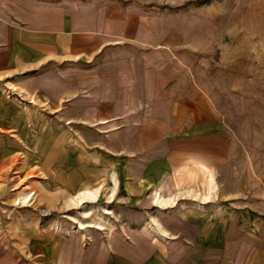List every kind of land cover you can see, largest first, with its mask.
Instances as JSON below:
<instances>
[{
	"label": "rangeland",
	"instance_id": "374dc122",
	"mask_svg": "<svg viewBox=\"0 0 264 264\" xmlns=\"http://www.w3.org/2000/svg\"><path fill=\"white\" fill-rule=\"evenodd\" d=\"M53 1L73 8L56 15L72 18L73 33L83 28L93 38L98 30L105 41H88V54L74 57L33 48L27 64L30 28L0 4V264H90L98 245L108 250L118 239L136 243L134 233L138 240L153 234L145 226L160 220L144 218L126 191L130 179L147 180L141 166L155 153L144 148L155 152L161 141L137 139L130 154L134 147L116 129L140 134L162 110L170 120L180 116L178 85H200L254 135L250 147L264 146V0ZM2 26L19 38L7 42ZM161 70L168 105L151 85ZM110 109L119 119L106 124L81 114L108 117ZM115 143L128 153L117 156ZM192 186L185 189L204 190ZM84 189H99L100 199L77 201ZM167 191L174 198L177 186Z\"/></svg>",
	"mask_w": 264,
	"mask_h": 264
},
{
	"label": "crops",
	"instance_id": "0c3cea01",
	"mask_svg": "<svg viewBox=\"0 0 264 264\" xmlns=\"http://www.w3.org/2000/svg\"><path fill=\"white\" fill-rule=\"evenodd\" d=\"M67 2L72 6L71 0ZM0 4H7L10 15L30 28L26 33L30 40L24 41L25 63L35 55L33 48L41 53L64 52L66 57L84 56L89 52L88 41L99 40L98 30L93 38H86L83 28L73 33L72 18L66 22L64 17H56L57 13L73 10L67 5L60 6L53 0H0ZM2 28L1 36L7 42L19 38L18 31L10 36V29ZM61 29L64 34H45ZM96 32L94 29L93 34ZM34 37L40 42L36 43ZM99 41H105L104 36ZM159 72L150 79L151 85L160 91L162 104L168 105V89L162 86L166 79L163 70ZM179 86L176 112L180 116L170 120L167 109L162 110L160 118H148L140 134L131 128L116 129L126 137L123 142L130 144V150L131 145L134 147L130 154L138 148L137 139L161 141L155 152L144 148L145 153H155L141 166L147 180L138 183L130 179L126 191L135 208H144V218L160 220L159 226L150 221L152 227L145 226V230L153 234L146 233L138 240L134 233L136 243L124 244L118 239L108 250L98 245L94 249L97 256L86 259L90 264H264V146L250 147L249 139L254 135H247L244 128L223 115L219 105L203 96L200 85ZM81 114L95 118L86 119L88 124H106L118 118L113 109L108 117ZM124 143H115L117 156L126 152ZM174 184L177 195L173 198L174 192L167 189ZM190 184L204 190L189 192L185 188ZM95 191V195L86 194L80 201L77 196V201L99 200L100 190ZM128 213L130 219L140 217L139 213Z\"/></svg>",
	"mask_w": 264,
	"mask_h": 264
},
{
	"label": "bare ground",
	"instance_id": "6f19581e",
	"mask_svg": "<svg viewBox=\"0 0 264 264\" xmlns=\"http://www.w3.org/2000/svg\"><path fill=\"white\" fill-rule=\"evenodd\" d=\"M83 191V190H82ZM86 194L87 195H95L96 194V191H93V189L92 190H85V191H83V192H80V194H79V201L80 200H82L83 198H85V196H86ZM27 199H25V201H26Z\"/></svg>",
	"mask_w": 264,
	"mask_h": 264
}]
</instances>
